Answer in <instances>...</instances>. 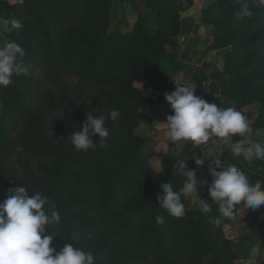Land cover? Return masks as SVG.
<instances>
[{
    "label": "rangeland",
    "instance_id": "obj_1",
    "mask_svg": "<svg viewBox=\"0 0 264 264\" xmlns=\"http://www.w3.org/2000/svg\"><path fill=\"white\" fill-rule=\"evenodd\" d=\"M248 2L253 17L244 22L235 0H21L12 16L3 3L0 29L13 19L22 27L0 30V44L18 43L30 67L0 87V202L17 184L46 193L63 178L54 202L62 217L53 225L57 251L71 236L96 264H239L227 218L210 224L188 199L182 218L158 205L176 157L161 159L155 148L165 130L158 100L174 79L218 106L235 104L264 134V8ZM112 109L120 116L106 119L104 146L94 137L107 167L134 152L143 168L101 186L94 164H60L65 155L90 153L69 137L86 112L107 117ZM182 147L193 151L190 142Z\"/></svg>",
    "mask_w": 264,
    "mask_h": 264
},
{
    "label": "clouds",
    "instance_id": "obj_2",
    "mask_svg": "<svg viewBox=\"0 0 264 264\" xmlns=\"http://www.w3.org/2000/svg\"><path fill=\"white\" fill-rule=\"evenodd\" d=\"M235 2L241 5L236 13L238 20L244 22L253 17L248 0ZM251 5L264 8V0H251ZM21 27L20 21L13 19L5 22L0 30L11 31ZM24 56V49L14 40L0 44V87L13 84L14 76L28 74L30 66L24 63ZM174 81V90L164 93L171 114L166 122H162L165 125L163 136L176 147L181 142L185 146L190 142L193 148L201 149L203 158H196L195 165L201 167L208 161L211 183L207 189L213 203L209 204L198 194L207 182L198 181L196 171L188 168L189 158H180L175 159L174 169L183 176V183L178 190L171 180L161 183L158 205L169 216L182 218L186 215L183 201L195 197L196 207L209 214L208 221L213 225L220 224L221 218L235 219L237 206L241 204L247 211H258L264 205V180L252 182L249 174L238 164L240 158L249 163L264 161V134L259 130L254 132L246 113L235 104L218 106L196 95V89L190 82ZM119 116L118 109H112L107 117L86 112V119L79 124V129L75 128L69 136L72 146L82 152L95 150L97 144L94 137H98L103 147L109 135L106 119L115 121ZM237 135L240 139L234 140ZM210 141L222 145L236 162H227L219 152L201 147L207 146ZM213 204L218 206L220 216L210 215ZM55 208L47 195L42 191H33L26 182L23 186L17 184L7 190L6 198L0 202V264H96L93 252L76 246L71 236L68 238L72 243H66L59 251L51 246L55 237H61L53 231V225H59L62 220ZM156 221L163 224L164 218L157 216ZM49 231L51 235L47 234Z\"/></svg>",
    "mask_w": 264,
    "mask_h": 264
},
{
    "label": "crops",
    "instance_id": "obj_3",
    "mask_svg": "<svg viewBox=\"0 0 264 264\" xmlns=\"http://www.w3.org/2000/svg\"><path fill=\"white\" fill-rule=\"evenodd\" d=\"M20 2L21 0H0V24H2V21L4 19V17H2L3 3L11 6ZM176 73L177 72H175V74ZM202 93L203 90L200 89L197 95L200 96ZM159 107V112L161 113V123L166 122L167 116L171 114L170 105H168L166 101H162L159 104ZM163 132V129L161 132H159L160 136H158V138L161 139V143L159 144V147L155 148V152L159 154L157 157L162 159V157L165 155H171L172 160L174 159V157H176V160H179L180 158H189L187 162L188 168L190 170L196 171L198 181L204 180L207 182L204 188L200 190L198 194L201 199L205 200L209 204H212L213 202L208 196L207 189V185L211 183V176L208 172L207 167L208 161L206 160L205 164L201 167H197L195 165L196 158H203L201 156V149L198 147L193 148L191 145L193 151L191 153L183 155V142H181V145L178 147H176L174 143L169 144V142L165 140ZM235 138L236 140L240 139L238 135L233 137V139ZM163 146L164 148L162 149ZM201 147H205L213 152H219L221 154V158L226 160L227 162H236L231 154H229V151L225 150L224 148L221 149L222 145H220L219 143H213L210 141L207 146ZM193 153L195 154L193 155ZM157 157H155V159H157ZM238 167H240L244 171L247 170L251 173L259 174L258 179H253L252 182H255L256 180H264V162H260L259 164L257 163V161L254 163H249L247 161H244L243 158H240ZM171 173L172 183L174 184V186H177L178 190L182 185L184 178L182 175L176 172V170L174 169V164L172 166ZM188 201L194 209L197 208V200L195 197L188 198ZM212 206H216V204H213ZM224 225L227 227V231H229L230 233L228 236L231 238V240H233V244L236 245L237 261L239 264H260L264 262V205H262L258 211H247V209L242 204L238 205L235 219L227 218V220L224 222Z\"/></svg>",
    "mask_w": 264,
    "mask_h": 264
},
{
    "label": "trees",
    "instance_id": "obj_4",
    "mask_svg": "<svg viewBox=\"0 0 264 264\" xmlns=\"http://www.w3.org/2000/svg\"><path fill=\"white\" fill-rule=\"evenodd\" d=\"M21 6H22L21 3H16V4L11 5L9 7V9L11 10V13L9 12V15L12 16L14 10H16L17 7L19 8ZM168 10H165V11L167 12ZM143 31H145L144 28H143ZM165 75L167 76V78H169V73H166ZM172 87H173V84L171 82H167L165 89L168 90L169 88L171 89ZM158 101L159 102L165 101L164 95H161L159 97ZM0 124H2V118L1 117H0ZM187 153L188 152L183 149L182 154L186 155ZM118 158L120 161V163L118 164L119 166L114 167V168L113 167H107L106 161L104 160V158L101 155V149H100V147L97 146L95 150H91L90 153H88L85 156L77 155V154L65 155L60 165L65 164L67 161H73V160L81 161L84 163L94 164V166L96 167V172H97L96 179L98 180V182L101 186H105L106 182H108L109 179L112 178V176H113L112 174H115V173L117 175L124 174L126 171H128L129 168H131L133 166L143 168V166L137 162L134 152L120 153ZM260 162L262 163L264 161H257L258 164ZM164 164L165 163L163 162V167L165 168V170L167 172H170V170L167 168V165H164ZM245 172H247L249 174V176L251 177V180L258 179L259 174L251 173L247 170H245ZM63 187H64V179L61 178L59 184L55 187V190L48 191L44 194L47 195L51 199V201L54 203L57 196L60 194V192H62ZM212 209H214L217 212L218 206L217 205L212 206ZM197 212H201V211L198 210ZM260 264H264V262H262Z\"/></svg>",
    "mask_w": 264,
    "mask_h": 264
}]
</instances>
